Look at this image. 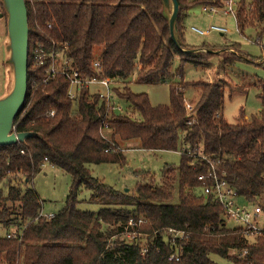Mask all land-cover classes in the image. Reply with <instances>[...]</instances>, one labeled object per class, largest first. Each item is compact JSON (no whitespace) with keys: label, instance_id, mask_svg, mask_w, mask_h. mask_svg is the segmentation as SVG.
Here are the masks:
<instances>
[{"label":"trees","instance_id":"16d2710c","mask_svg":"<svg viewBox=\"0 0 264 264\" xmlns=\"http://www.w3.org/2000/svg\"><path fill=\"white\" fill-rule=\"evenodd\" d=\"M226 1L178 0V27L185 46L190 47L185 40L189 13L203 6L222 8ZM25 2L30 27L28 97L15 132L37 133L43 140L0 147V186L7 191L0 189V224L7 230L0 238V264H217L211 256L232 264H264V234L251 240L240 229L227 228L221 205L212 196H202L207 183L200 177L209 166L187 155L202 147L239 198L262 206L264 213V117L248 120L242 111L233 125L224 115L226 93L232 97L248 88L228 75L217 83L185 81L187 64L199 65L215 56L193 58L176 48L161 0ZM236 23L242 35L259 29L262 39L264 0H251L248 6L241 2ZM64 45L83 77L119 82L115 103L123 106V113L107 118L106 103L86 88L70 100L65 77L44 83L49 64L36 67L34 55L40 48L57 52ZM177 57L181 65L173 74ZM235 61L224 59L226 65ZM95 62L100 63L99 72ZM171 78L178 83L170 85L168 106H153L146 94L131 90L133 79L152 86ZM190 88L200 90V95L188 126L185 96ZM259 99L264 101V89ZM104 121L112 141H137L148 152L181 150L179 167H164L160 182L148 175L130 192L115 191L88 168L126 163L102 137ZM47 165L72 179L64 207L53 219L42 216L43 202L33 185ZM82 189L91 194L89 205L101 207L98 212L79 209ZM141 220L145 223L138 225ZM131 222L136 225L131 227ZM11 229H17L15 237ZM168 230L184 232L185 241L174 246ZM133 235L132 243L120 240ZM180 249L179 261H171Z\"/></svg>","mask_w":264,"mask_h":264},{"label":"rangeland","instance_id":"374dc122","mask_svg":"<svg viewBox=\"0 0 264 264\" xmlns=\"http://www.w3.org/2000/svg\"><path fill=\"white\" fill-rule=\"evenodd\" d=\"M233 1L237 7L241 2L244 6H248L251 3V0ZM203 7L193 9L186 18L185 40L187 45L192 48H202L200 47L202 44H207L210 49H223L227 51V57L230 56L236 61L232 65H226L224 63L225 58L213 57L209 61H203L199 65L187 64L184 68L185 81L188 83H217L225 75H228L236 84L247 87L248 91L232 97L229 93H226L224 115L227 121L230 124H236L242 111H244V115L248 120H251L253 117H264V101L259 99V94L264 89V37L262 39L258 37L260 33L259 29L246 30L244 35H242L238 31L236 19L232 15H224L222 13L215 15L206 14L202 12ZM237 7H235L236 10ZM0 9L6 21L2 5ZM212 26L225 28L228 30V33L211 32L208 36H200L191 30L192 28H197L207 31ZM180 65V58L177 57L172 67L173 74H175ZM1 72L5 74V79H7L5 65L2 67L0 64V74ZM177 83L178 80L175 78H171L168 83L152 86L138 85L134 81L131 85V90L135 94H146L153 106H168L170 103V85ZM1 89L3 88L0 84V91ZM91 91L104 92L99 86L91 87ZM199 95L200 90L190 88L186 92V104L193 105L194 101L199 98ZM104 134L107 139L112 141L111 132H104ZM112 142L117 146L115 151L122 150L121 154L126 158V163L121 166L114 164L90 165L88 168L95 178L103 181L117 192H130L134 190L137 184L142 181V178H148V175L154 176L156 182H160L164 167H179L182 159L181 150L177 152H148L142 150L137 141L123 142L119 139H114ZM33 183L35 191L43 202V214L47 216L58 214L63 209L70 192L71 177L62 170L47 165L36 176ZM0 189L7 192L3 186H0ZM90 196V192L85 189L81 190L80 200L84 203L79 206V209L81 211L96 213L101 207L89 205L87 202ZM177 201L178 199L175 195L173 202ZM238 202L242 207H248L250 211L253 210V206L249 205L245 200L240 198ZM259 207L262 208L260 205ZM257 224L261 228L264 227V214L260 216ZM239 227L238 224L227 221L228 229ZM17 232V229H11L10 231L12 235H17ZM6 234L7 230L0 224V238L6 236ZM134 237L136 235L132 237L123 236L120 237V240L125 239L127 243H132L134 241L132 238ZM211 260L217 264H232V262L217 256H211Z\"/></svg>","mask_w":264,"mask_h":264},{"label":"built area","instance_id":"2783aa9c","mask_svg":"<svg viewBox=\"0 0 264 264\" xmlns=\"http://www.w3.org/2000/svg\"><path fill=\"white\" fill-rule=\"evenodd\" d=\"M237 5L233 0H227L225 6L222 8L218 7H203L202 12L206 14H224V15H232L236 19V8ZM238 29V28H237ZM194 33L200 36H208L211 32L226 34L228 30L225 28L212 26L209 30L203 31L197 28L191 29ZM68 45H64L63 49L57 52H46L43 48L37 51L34 55V64L36 67L44 66L45 64H49L48 69L46 70V78L44 83H48L54 80L57 76L65 77L70 83V90L68 93V97L70 100H75L80 91L84 88L91 90L93 86L101 87L104 92H92L100 96V99L103 103H106L107 106V118L110 117L113 113L121 114L123 113V106L116 104V96L115 89L119 88V82L110 80L108 78H85L83 77L77 69L73 67V62L67 56ZM94 69L97 72L100 71L101 66L99 62L94 63ZM135 79H133V82ZM186 112H187V125L190 126L194 121V107L193 105L186 104ZM56 112L51 111V116H55ZM104 132L109 131V124L104 121L101 127V135L102 137L110 142L112 146L116 149L117 146L110 139L105 137ZM120 153L122 152L119 149ZM116 151V152H118ZM110 151H107V153ZM182 155V153L180 152ZM187 155L193 156L196 159L205 162L209 166V171L206 175L200 177V181L206 182L207 185L205 188H202V196L204 197H214L215 200L221 205L223 208V218L224 220L234 222L238 224L240 229L247 238L251 240H256V238L261 237L264 234V227L261 228L257 224L260 216L264 213L259 206H253L252 211L248 209V207H242L239 204V196L236 190L224 179H222L218 175L217 166L214 162H212L203 151V148L200 147L196 154H192L188 151ZM47 219H53L54 215H42ZM145 222L143 220L138 222V225H142ZM136 224L133 222L130 223L131 227H134ZM166 235L170 238L171 244L174 246L178 244V242H184L186 239V235L184 232H179L176 230H168ZM15 237V235H11ZM9 236V238L11 237ZM182 249H180L176 254L172 255L171 261H179L180 253Z\"/></svg>","mask_w":264,"mask_h":264},{"label":"water","instance_id":"95a60500","mask_svg":"<svg viewBox=\"0 0 264 264\" xmlns=\"http://www.w3.org/2000/svg\"><path fill=\"white\" fill-rule=\"evenodd\" d=\"M161 2L171 39L180 52L193 58H200L204 54L227 57V51L223 49L185 46L178 27L181 11L178 0H161ZM0 4L4 9L7 25L4 43L7 79L5 95L0 97V147H8L25 144L31 138L43 140V137L37 133L15 132V122L24 111L28 97L30 27L27 5L25 0H0Z\"/></svg>","mask_w":264,"mask_h":264},{"label":"crops","instance_id":"0c3cea01","mask_svg":"<svg viewBox=\"0 0 264 264\" xmlns=\"http://www.w3.org/2000/svg\"><path fill=\"white\" fill-rule=\"evenodd\" d=\"M1 8V5H0ZM6 32H7V25H6V21L2 16V12L0 9V64L2 65V67H4V62L6 59L5 56V48H4V43H5V39H6ZM1 72L0 74V84L2 86L3 89H1L0 94L3 95V92L5 91V86H6V79H5V74ZM0 95V96H2Z\"/></svg>","mask_w":264,"mask_h":264}]
</instances>
